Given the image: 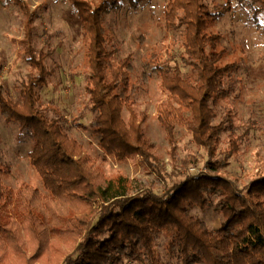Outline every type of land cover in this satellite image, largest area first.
<instances>
[{"label":"trees","instance_id":"16d2710c","mask_svg":"<svg viewBox=\"0 0 264 264\" xmlns=\"http://www.w3.org/2000/svg\"><path fill=\"white\" fill-rule=\"evenodd\" d=\"M66 1L81 24L85 104L93 114L89 126L79 118L70 123L64 114L46 113L41 90L51 78L47 60L56 52L52 37L38 46L37 10L26 0H0L23 13L19 55L27 63L18 85L20 101L0 84V114L29 134L28 159L41 183L23 181L12 187L0 168V264H163L160 249L175 255L178 264H264V170L243 187L222 175L254 122L243 128L231 109L218 112L231 96L241 62L225 60L229 51L219 45L223 35L212 29L223 9L237 7L260 27L264 0H224L214 6L207 0L165 3L164 28L178 37L150 53L147 66L159 78L163 95L154 116L170 146L169 173L145 133L149 114L136 107L140 84L134 77V54L118 58L120 48L105 23V16L124 3L138 10L147 0ZM176 45L179 59L173 54ZM3 67L0 63V73ZM74 124L98 137L95 146L103 160L122 162L136 155L163 182L167 176L183 179L161 195L153 184L104 170L69 133ZM178 128L190 133L195 146L186 157L178 151ZM202 160L204 170L190 172ZM214 194L220 197L223 218L216 230L192 213L194 207L206 208Z\"/></svg>","mask_w":264,"mask_h":264},{"label":"rangeland","instance_id":"374dc122","mask_svg":"<svg viewBox=\"0 0 264 264\" xmlns=\"http://www.w3.org/2000/svg\"><path fill=\"white\" fill-rule=\"evenodd\" d=\"M32 9L37 10L35 17L36 44L48 35L51 45L56 49L54 56L47 60L51 70L50 82L42 88V106L51 117L64 114L69 122L79 118L84 126H89L93 114L86 109L87 94L85 81L87 76L86 59L81 42V24L66 0H26ZM167 0H147L138 10L127 3L105 16L106 26L110 30L113 43L120 48L118 58L133 53L135 60V78H138L140 91L136 97L138 110H146L149 118L144 124L146 135L155 144L156 153L164 164L165 172L172 170L169 143L165 132L154 114L156 104L163 98L158 88L159 78L147 66L149 54L164 49L178 33L166 32L164 28V7ZM210 5L223 4L224 0H207ZM233 3H236L233 0ZM260 27L239 7L223 9L219 21L212 29L220 32L223 38L220 46L226 47L229 54L226 61L241 62L238 78L232 82L229 99L218 107L220 115L231 109L235 122L245 128L250 122L254 126L247 136L240 153L231 164L222 171V175L237 182L239 187L249 182L264 170V13L259 16ZM23 13L19 7H6L0 3V63L4 67L0 73V84L8 88L13 97L20 101L18 85L27 73V63L19 55L23 37ZM144 36V43L139 44ZM181 49L174 47L173 54L179 59ZM184 71L188 67L183 66ZM149 75V79L145 78ZM151 75V79H150ZM84 114V116H82ZM129 113L125 110L124 116ZM69 133L77 137L96 158L97 164L108 172H121L146 184H153L152 189L165 195L173 185L175 178L167 176L165 182L151 172L140 156L133 155L128 160L119 162L114 158L103 160V154L95 146L98 137L90 128L71 125ZM178 151L183 157L195 149L192 136L184 129H177ZM32 141L27 132L22 133L17 123L7 121L0 114V168L6 184L17 187L23 181L41 185L40 177L31 166L28 153ZM204 160L197 167H191L193 174L204 170ZM220 197L214 194L206 208L194 207L192 213L205 220L216 230L223 221L220 211ZM163 264H178L175 255L166 254L160 249ZM126 264H138L129 261Z\"/></svg>","mask_w":264,"mask_h":264}]
</instances>
